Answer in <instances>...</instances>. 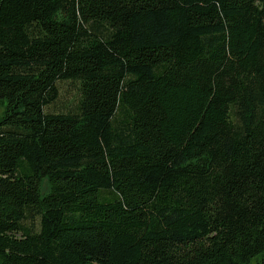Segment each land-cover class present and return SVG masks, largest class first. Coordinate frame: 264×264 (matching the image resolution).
Listing matches in <instances>:
<instances>
[{
    "label": "trees",
    "instance_id": "obj_1",
    "mask_svg": "<svg viewBox=\"0 0 264 264\" xmlns=\"http://www.w3.org/2000/svg\"><path fill=\"white\" fill-rule=\"evenodd\" d=\"M0 106V264H264V0H0Z\"/></svg>",
    "mask_w": 264,
    "mask_h": 264
},
{
    "label": "rangeland",
    "instance_id": "obj_2",
    "mask_svg": "<svg viewBox=\"0 0 264 264\" xmlns=\"http://www.w3.org/2000/svg\"><path fill=\"white\" fill-rule=\"evenodd\" d=\"M59 96L57 100L46 107L47 111L54 112H69L77 110L79 104L81 91L80 81L78 80H61L58 82ZM3 107L0 106V113Z\"/></svg>",
    "mask_w": 264,
    "mask_h": 264
}]
</instances>
